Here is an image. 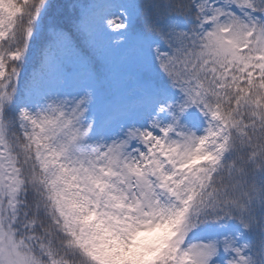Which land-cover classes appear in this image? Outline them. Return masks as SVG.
<instances>
[{
    "label": "snow or ice",
    "instance_id": "6c2138e0",
    "mask_svg": "<svg viewBox=\"0 0 264 264\" xmlns=\"http://www.w3.org/2000/svg\"><path fill=\"white\" fill-rule=\"evenodd\" d=\"M0 264H264V0H0Z\"/></svg>",
    "mask_w": 264,
    "mask_h": 264
}]
</instances>
